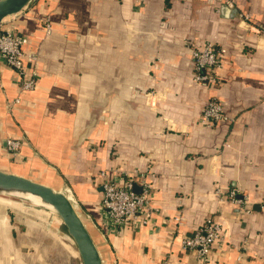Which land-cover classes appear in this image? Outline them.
<instances>
[{"label":"crops","instance_id":"0c3cea01","mask_svg":"<svg viewBox=\"0 0 264 264\" xmlns=\"http://www.w3.org/2000/svg\"><path fill=\"white\" fill-rule=\"evenodd\" d=\"M232 2L226 15L216 0H34L0 26L39 54L32 91L0 58V169L71 189L104 264H264V0ZM206 41L225 49L212 88L194 78ZM212 96L233 122H202ZM102 170L147 174L149 225L104 229ZM233 188L243 204L223 199ZM211 216L226 239L200 262L181 242ZM39 221L0 214V264H76Z\"/></svg>","mask_w":264,"mask_h":264},{"label":"built area","instance_id":"2783aa9c","mask_svg":"<svg viewBox=\"0 0 264 264\" xmlns=\"http://www.w3.org/2000/svg\"><path fill=\"white\" fill-rule=\"evenodd\" d=\"M227 4L233 8L232 0H216V10L221 11V6ZM248 19L247 14H243ZM47 32H51V24L47 20ZM264 37V29L259 30ZM30 45L29 37L21 32L12 30H2L0 28V58L7 65L13 68L19 75L21 91H32L37 87L39 74L36 70L39 54L37 50L28 49ZM225 49L214 41H206L192 48V57L195 69V81L209 88L217 87L219 78L217 69L222 64ZM20 98L10 100L7 105L12 110L19 104ZM202 122L209 126H215L222 121L233 122L225 112L220 99L212 96L204 105ZM21 140L9 138L7 140V151L13 156H17L21 149ZM102 180L103 198L101 208L105 215V230L120 232L126 228L139 229L149 225L153 219L156 208L151 200L153 191L147 181V174L138 171L134 174H120L119 177H112L109 172H100ZM139 185L140 191L135 189ZM72 196V200L78 205L77 199L71 189L65 190ZM241 192L233 188L228 194L223 196L235 204H243L244 197ZM181 216H176L175 221L181 223ZM223 225L214 217H208L198 225L190 234L185 235L181 242V249L184 252H194L200 262H210L212 253L216 249L223 247L225 243ZM160 264H170L168 260Z\"/></svg>","mask_w":264,"mask_h":264},{"label":"water","instance_id":"95a60500","mask_svg":"<svg viewBox=\"0 0 264 264\" xmlns=\"http://www.w3.org/2000/svg\"><path fill=\"white\" fill-rule=\"evenodd\" d=\"M33 1L0 0V26L7 17L19 14ZM234 11L227 4L221 6L222 14L230 15ZM5 144L7 148V142ZM135 189L140 191L138 185H135ZM0 197L9 200L12 197L25 199L49 209L64 222L69 234L76 242L83 264H104L100 250L81 213L77 210V204L65 190H56L48 184L27 176L0 169ZM31 197L40 199L42 204H37Z\"/></svg>","mask_w":264,"mask_h":264},{"label":"rangeland","instance_id":"374dc122","mask_svg":"<svg viewBox=\"0 0 264 264\" xmlns=\"http://www.w3.org/2000/svg\"><path fill=\"white\" fill-rule=\"evenodd\" d=\"M10 18L11 17L7 18L4 22L9 20ZM10 200H13V202L5 203L0 200V214L5 213L8 215L18 216V218L21 220H24L26 217L28 220L34 222L40 220L39 224H41V222L43 221V224L47 231H55L63 241L70 244L77 251L76 257L75 259H72V261L76 262V264H83L76 242L74 241L73 237L69 234L67 227L58 215H56L49 209H45L43 206H38L25 199L12 197L10 198ZM77 210L82 215V210L79 204L77 205Z\"/></svg>","mask_w":264,"mask_h":264},{"label":"bare ground","instance_id":"6f19581e","mask_svg":"<svg viewBox=\"0 0 264 264\" xmlns=\"http://www.w3.org/2000/svg\"><path fill=\"white\" fill-rule=\"evenodd\" d=\"M7 18H8V17H7ZM31 198H32V200H34L35 202H37V204H42V203L40 202V199L35 198V197H31ZM48 208L52 209V207H48Z\"/></svg>","mask_w":264,"mask_h":264},{"label":"trees","instance_id":"16d2710c","mask_svg":"<svg viewBox=\"0 0 264 264\" xmlns=\"http://www.w3.org/2000/svg\"><path fill=\"white\" fill-rule=\"evenodd\" d=\"M167 1V6H170V4H169V0H166Z\"/></svg>","mask_w":264,"mask_h":264}]
</instances>
